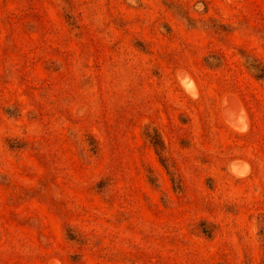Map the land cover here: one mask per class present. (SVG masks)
I'll return each instance as SVG.
<instances>
[{
    "label": "rangeland",
    "instance_id": "obj_1",
    "mask_svg": "<svg viewBox=\"0 0 264 264\" xmlns=\"http://www.w3.org/2000/svg\"><path fill=\"white\" fill-rule=\"evenodd\" d=\"M261 224L264 0H0V264H264Z\"/></svg>",
    "mask_w": 264,
    "mask_h": 264
},
{
    "label": "trees",
    "instance_id": "obj_2",
    "mask_svg": "<svg viewBox=\"0 0 264 264\" xmlns=\"http://www.w3.org/2000/svg\"><path fill=\"white\" fill-rule=\"evenodd\" d=\"M152 144L154 145V147L158 146V140L156 138L152 139ZM157 149V148H156ZM260 234L264 237V224L260 225V230H259Z\"/></svg>",
    "mask_w": 264,
    "mask_h": 264
}]
</instances>
